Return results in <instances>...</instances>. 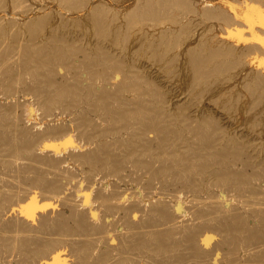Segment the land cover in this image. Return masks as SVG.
Wrapping results in <instances>:
<instances>
[{
  "label": "bare ground",
  "instance_id": "bare-ground-1",
  "mask_svg": "<svg viewBox=\"0 0 264 264\" xmlns=\"http://www.w3.org/2000/svg\"><path fill=\"white\" fill-rule=\"evenodd\" d=\"M0 264H264V0H0Z\"/></svg>",
  "mask_w": 264,
  "mask_h": 264
}]
</instances>
